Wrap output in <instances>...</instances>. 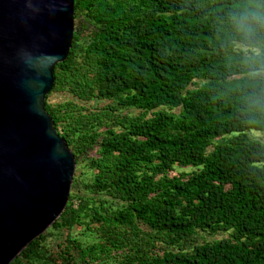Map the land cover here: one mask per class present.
<instances>
[{
  "label": "trees",
  "instance_id": "obj_1",
  "mask_svg": "<svg viewBox=\"0 0 264 264\" xmlns=\"http://www.w3.org/2000/svg\"><path fill=\"white\" fill-rule=\"evenodd\" d=\"M73 20L45 97L68 201L55 245L10 264H264V0H74Z\"/></svg>",
  "mask_w": 264,
  "mask_h": 264
},
{
  "label": "water",
  "instance_id": "obj_2",
  "mask_svg": "<svg viewBox=\"0 0 264 264\" xmlns=\"http://www.w3.org/2000/svg\"><path fill=\"white\" fill-rule=\"evenodd\" d=\"M74 0H0V264L60 217L75 159L45 111L68 56Z\"/></svg>",
  "mask_w": 264,
  "mask_h": 264
},
{
  "label": "rangeland",
  "instance_id": "obj_3",
  "mask_svg": "<svg viewBox=\"0 0 264 264\" xmlns=\"http://www.w3.org/2000/svg\"><path fill=\"white\" fill-rule=\"evenodd\" d=\"M253 136L261 139L262 141H264V133H253ZM46 236L45 242L47 244L48 248H52L55 243H56V239H57V233H55L50 227L43 233ZM80 240H82L79 237Z\"/></svg>",
  "mask_w": 264,
  "mask_h": 264
}]
</instances>
